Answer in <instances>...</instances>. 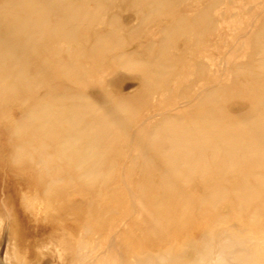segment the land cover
<instances>
[{
	"label": "rangeland",
	"instance_id": "1",
	"mask_svg": "<svg viewBox=\"0 0 264 264\" xmlns=\"http://www.w3.org/2000/svg\"><path fill=\"white\" fill-rule=\"evenodd\" d=\"M0 226V264H264V0H0Z\"/></svg>",
	"mask_w": 264,
	"mask_h": 264
},
{
	"label": "bare ground",
	"instance_id": "2",
	"mask_svg": "<svg viewBox=\"0 0 264 264\" xmlns=\"http://www.w3.org/2000/svg\"><path fill=\"white\" fill-rule=\"evenodd\" d=\"M1 228V226H0ZM234 243V242H233ZM226 244V243H225ZM208 246H205V249H207L208 251L212 249L213 245L212 242L210 241V243L206 244ZM230 245V244H229ZM229 245L227 247H229ZM60 247L57 248V254L58 257L57 259L62 262V264H65L66 261H71L70 259H68V255H69V251L67 250V246L64 243H61V245H58ZM209 246H211L209 248ZM226 246V245H225ZM223 245V243L221 242V247L218 250V255L214 256V257H209L208 259L202 260V258L200 257L199 254L196 255L195 259L192 262H188L189 264H221V262L224 260L223 256L226 253V248ZM53 248V247H52ZM199 248V247H198ZM54 249V248H53ZM52 249V251H53ZM191 251V250H190ZM9 253H11V256L16 255V253L14 252L13 247L10 249ZM50 253V252H49ZM79 254V253H78ZM228 254V253H227ZM228 257V255H225ZM183 260V259H182ZM76 261H78L77 263H83L85 261L83 255H79L77 258H75L74 262L76 263ZM138 261L139 263H143V264H169L167 263V259L166 256L164 255V253H160L159 255H144V256H136V258L134 259V262ZM225 263V262H224ZM171 264V263H170ZM173 264V263H172ZM226 264V263H225Z\"/></svg>",
	"mask_w": 264,
	"mask_h": 264
}]
</instances>
